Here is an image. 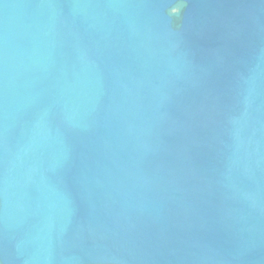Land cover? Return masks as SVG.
<instances>
[{"label":"water","instance_id":"obj_1","mask_svg":"<svg viewBox=\"0 0 264 264\" xmlns=\"http://www.w3.org/2000/svg\"><path fill=\"white\" fill-rule=\"evenodd\" d=\"M0 264H264V0H0Z\"/></svg>","mask_w":264,"mask_h":264}]
</instances>
